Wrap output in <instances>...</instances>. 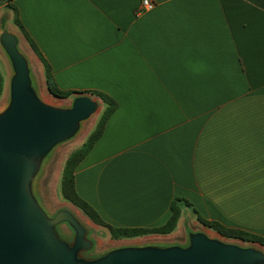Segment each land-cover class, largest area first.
<instances>
[{
    "label": "crops",
    "instance_id": "0c3cea01",
    "mask_svg": "<svg viewBox=\"0 0 264 264\" xmlns=\"http://www.w3.org/2000/svg\"><path fill=\"white\" fill-rule=\"evenodd\" d=\"M141 1L8 0L59 88L117 103L75 167L76 192L116 227L158 226L183 197L264 236V0ZM173 232L91 240L101 254Z\"/></svg>",
    "mask_w": 264,
    "mask_h": 264
},
{
    "label": "water",
    "instance_id": "95a60500",
    "mask_svg": "<svg viewBox=\"0 0 264 264\" xmlns=\"http://www.w3.org/2000/svg\"><path fill=\"white\" fill-rule=\"evenodd\" d=\"M0 49L9 61L8 99L0 109V264H264L260 244L243 245L198 230L188 243L148 242L106 249L87 259L79 255L92 242L74 212L47 211L37 181L54 150L72 140L100 110V99L74 94L68 104L47 101L17 34L0 21ZM74 231L70 244L55 225Z\"/></svg>",
    "mask_w": 264,
    "mask_h": 264
},
{
    "label": "trees",
    "instance_id": "16d2710c",
    "mask_svg": "<svg viewBox=\"0 0 264 264\" xmlns=\"http://www.w3.org/2000/svg\"><path fill=\"white\" fill-rule=\"evenodd\" d=\"M6 1L7 6L13 11L12 23L18 28V30L30 46L31 50L42 63L43 75L47 92L57 99H67L77 93H87L99 98L103 103V108H101L93 127L86 134L82 143L69 152L63 163L59 183V191L63 200L74 205L92 222L106 227L109 230L110 237L112 239L133 238L148 234H169L176 228L178 219L180 217L181 209L186 206L191 209L198 222H200L204 227L219 233L221 236L229 239H237L243 242L257 243L264 247V236L249 230L225 226L224 224L216 220L206 219L199 214V212L193 206L192 203H190L187 199L183 197H175L171 201L169 217L164 223L158 226L116 227L108 224L105 220H103L102 217L99 215L98 211L88 202H86L83 198H81L76 192L74 185V170L77 164L83 159V157L88 153V151L92 148L94 143L102 134L105 123L116 108L117 103L113 98L98 90H90L83 92L63 90L59 88L54 81L48 62L43 58L37 45L34 43L32 38L26 32L24 26L20 22L17 8L13 4L8 3V0H0V5ZM3 90L4 77L0 71V96L3 93Z\"/></svg>",
    "mask_w": 264,
    "mask_h": 264
},
{
    "label": "rangeland",
    "instance_id": "374dc122",
    "mask_svg": "<svg viewBox=\"0 0 264 264\" xmlns=\"http://www.w3.org/2000/svg\"><path fill=\"white\" fill-rule=\"evenodd\" d=\"M3 5V4H2ZM10 8L6 6L0 5V21L4 20V26L9 29L10 31H15L16 28L13 26L10 22L7 21V15L9 14ZM18 31V30H17ZM18 35L20 37L19 39V47L20 49L28 56L32 68V72L35 76L36 82L39 86V89L41 91V95L44 99L47 101L53 102V103H59V104H68L70 100L67 98V100L63 99H57L51 96L45 89L44 84L41 81L39 74L42 70L41 63H36V57L34 53L31 51L30 47L26 43L25 39L23 38V35L18 31ZM0 71L4 77V90L2 95L0 96V109L6 104L8 99V83L11 76V67L9 64V61L3 54V52L0 49ZM43 74V73H42ZM43 80V78H42ZM70 98V97H69ZM101 108H103V103H100ZM101 110V109H100ZM99 110V112H100ZM98 113L91 116L87 121L83 123L82 129L80 133L73 138L70 141H67L65 143L60 144L54 152L49 157L48 161L44 165L43 171L38 178L37 181V193L38 196L47 209V211L51 214H55L60 209H69L78 218V220L81 222V224L88 229V235L90 239H93L95 241V244L99 248L107 247L109 243L104 239V235L107 234V229L104 227H100V229L97 228H88L87 223L83 217V215L77 210V208L72 205L71 203L65 201L62 199L59 191V183H60V176H61V170L63 166V162L66 159L67 155L70 151H72L74 148L79 146L82 141L84 140L86 134L89 132V130L93 127ZM87 224V225H86ZM58 235H62L64 237L67 236L69 240L72 239L73 241V229H71L66 223H61L55 228ZM202 230L206 233H208L210 236L214 237H220L223 239H227L230 241H237L238 243H241L243 245H255L257 243H250V242H243L237 239H229L221 236L219 233L208 229L204 227L200 222L197 221L195 215L191 211L190 208H185L182 211V218L180 222L178 223L176 229L171 234L169 239L167 240V243H175L179 245H186L188 243V234L191 231H198ZM63 239V238H62ZM98 243L101 245L99 246ZM264 250V247H262ZM94 255V251L92 252ZM80 255L84 256L83 251L80 253Z\"/></svg>",
    "mask_w": 264,
    "mask_h": 264
},
{
    "label": "flooded vegetation",
    "instance_id": "af4514ba",
    "mask_svg": "<svg viewBox=\"0 0 264 264\" xmlns=\"http://www.w3.org/2000/svg\"><path fill=\"white\" fill-rule=\"evenodd\" d=\"M58 225H59V224L55 225V228H57ZM88 233H89V232H88V229L86 228L85 237H86L88 240H90V241L92 242V245H91V247H90L89 249H87V250H81V251L79 252V255H80V253L83 251L84 256L82 255V257L87 258V259H92V258H94V257H96V256H98V255H100V254H95V255H94V254L92 253V252H93V249H94V242L90 239ZM73 235H74V232H73ZM60 237L63 238L65 241H67V242L70 243V244L73 242L72 239L69 240V239L67 238V236L64 237V236L60 235ZM73 238H74V236H73ZM80 256H81V255H80Z\"/></svg>",
    "mask_w": 264,
    "mask_h": 264
},
{
    "label": "built area",
    "instance_id": "2783aa9c",
    "mask_svg": "<svg viewBox=\"0 0 264 264\" xmlns=\"http://www.w3.org/2000/svg\"><path fill=\"white\" fill-rule=\"evenodd\" d=\"M141 5L144 10H149L153 7V2L151 0H142Z\"/></svg>",
    "mask_w": 264,
    "mask_h": 264
}]
</instances>
